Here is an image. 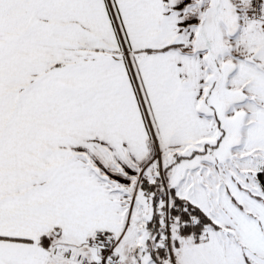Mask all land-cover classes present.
Wrapping results in <instances>:
<instances>
[{
    "label": "snow or ice",
    "instance_id": "obj_1",
    "mask_svg": "<svg viewBox=\"0 0 264 264\" xmlns=\"http://www.w3.org/2000/svg\"><path fill=\"white\" fill-rule=\"evenodd\" d=\"M0 264H264V0H0Z\"/></svg>",
    "mask_w": 264,
    "mask_h": 264
}]
</instances>
